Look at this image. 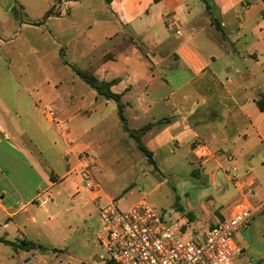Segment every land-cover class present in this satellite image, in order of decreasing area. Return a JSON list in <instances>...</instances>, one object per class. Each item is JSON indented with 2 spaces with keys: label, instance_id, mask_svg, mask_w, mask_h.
<instances>
[{
  "label": "crops",
  "instance_id": "crops-1",
  "mask_svg": "<svg viewBox=\"0 0 264 264\" xmlns=\"http://www.w3.org/2000/svg\"><path fill=\"white\" fill-rule=\"evenodd\" d=\"M210 3L209 12L201 0H103L99 7L92 0H54L45 25L54 45L48 56H56L62 69L53 71L52 59L50 69L54 75L65 69L76 76L80 70L112 82L130 129L155 124L142 140L153 137L144 144L156 166L162 153H181V160L190 156L200 164L194 176L173 188L181 210L172 209L187 221L186 235H203L239 204L251 208L249 224L236 234L243 252L234 264H264V110L258 106L264 101V0ZM1 6L12 15L10 0ZM13 22L20 29L36 26L14 17ZM61 84L57 80L52 87ZM19 87L28 100L17 94L5 97L0 90V264H34L41 261V252L64 253L66 248L54 243L69 239L81 222L89 223V203L100 210L103 196L78 192L70 173L79 155L90 153L81 142L84 135L98 133L110 112L119 118L113 100L95 93V103L106 109L98 111L71 92L59 111L51 107L52 121L45 114L50 105H41L43 92L31 98L29 85ZM94 112L100 114L95 124L82 121ZM133 121L143 122L131 128ZM200 146L210 153L204 160L197 154ZM104 197L112 201L105 192ZM2 239L27 240L46 249L14 250Z\"/></svg>",
  "mask_w": 264,
  "mask_h": 264
},
{
  "label": "rangeland",
  "instance_id": "rangeland-1",
  "mask_svg": "<svg viewBox=\"0 0 264 264\" xmlns=\"http://www.w3.org/2000/svg\"><path fill=\"white\" fill-rule=\"evenodd\" d=\"M4 1L6 0H0V38L3 40L0 47V83L3 84V88L0 90L2 94L5 97H14L17 94L19 98L28 100V93L19 87V83H21V85H29L28 92L31 98H36V92H43L39 96L43 100L41 104L43 107L49 104L50 108L59 111L62 108L65 94L73 92L72 95L76 99H81L80 102L82 101L83 105L86 103L87 108L91 107L98 111L103 109L106 112L104 105L95 103L96 92L75 74L63 69L62 72L54 75L50 69L51 59L54 63L53 71L62 69L57 64L56 56L53 58L48 56L54 51V45L52 40L46 36L45 25L49 23L46 15L49 11L48 7L54 0H10L14 4L12 15L15 20L36 24L35 27H24L23 29H20V24L13 22L12 15L7 16L4 13L1 6ZM101 1L103 0H92V4L99 7L98 4ZM56 2H63V0H56ZM50 11L54 12V8H51ZM82 14L83 12L76 19H81ZM73 20L74 17L69 19V21ZM68 32L69 29H66L65 33ZM5 62L9 63L6 67L4 66ZM57 80L62 84L58 89H53L52 85ZM5 84L9 85L8 89ZM33 86H35L34 89H32ZM53 93L54 96H52ZM95 115L94 112L90 119L82 118V121L95 124V119L99 118L100 114ZM39 117L45 125L48 124L43 116ZM106 118L103 128L99 127L98 133L93 130L87 135L83 134L84 137L81 139V142L88 144L89 152L93 154H90V164L82 165L88 169L87 171L90 172L94 182L98 185L95 189L99 198L103 196L102 205L108 203L105 201V192L112 201L116 202L121 211L144 201L159 215L173 213L172 208L175 207L174 186L189 175L194 176V173L199 170L200 164L193 163L190 156L188 161L181 160L179 158L181 153L175 155L162 153L158 155L157 167L139 149L137 142L122 130V123L117 118L116 112L113 114L110 112ZM83 122L78 121L81 124ZM142 122L133 121L129 123V126L138 128ZM81 129H84V125L81 126ZM155 133L158 134L159 130L154 129L153 134ZM152 140L153 137L150 135L144 138L146 145L150 144ZM82 158L83 156L79 155L78 163L73 168L75 172L72 173V177L76 181L78 192L87 193L85 189H82L78 177ZM89 206L92 209L91 216L87 218L90 219L89 223L81 222L78 229L70 231L72 234L70 233L69 239H66L65 242L59 240L54 243L55 247H65L64 253L53 256L41 252L43 256L41 261L37 259L34 264H97L102 261V257L107 254L99 237V233L102 231V224L99 220L100 210L97 203H89ZM84 216L86 217V215ZM87 224H90V227H87ZM40 239L43 244H50V246L53 244V241H47L44 237Z\"/></svg>",
  "mask_w": 264,
  "mask_h": 264
},
{
  "label": "built area",
  "instance_id": "built-area-1",
  "mask_svg": "<svg viewBox=\"0 0 264 264\" xmlns=\"http://www.w3.org/2000/svg\"><path fill=\"white\" fill-rule=\"evenodd\" d=\"M45 114L53 121L52 109L47 108ZM197 154L202 160L210 156L204 146L197 148ZM81 155L78 177L82 189L98 197L95 189L98 185L82 165L90 164V153L85 151ZM173 211L159 215L144 201L125 211L119 210L115 201L102 206L100 242L107 254L102 260L112 264H234L235 258L243 252L236 234L252 218L253 211L248 206L237 205L230 217L203 235H186L187 221Z\"/></svg>",
  "mask_w": 264,
  "mask_h": 264
},
{
  "label": "trees",
  "instance_id": "trees-1",
  "mask_svg": "<svg viewBox=\"0 0 264 264\" xmlns=\"http://www.w3.org/2000/svg\"><path fill=\"white\" fill-rule=\"evenodd\" d=\"M107 3H110L112 0H105ZM205 6L206 9L210 12L211 11V0H201ZM211 14V13H210ZM51 15V11H48L46 17H49ZM216 26L219 28L220 25L216 22ZM76 74L78 77H80L87 85H89L94 91H96L98 96H101L105 98L106 100H113L117 104V113L120 122L123 125V130L128 133V135L134 139L137 144L139 149L146 155L148 160L151 163H154L153 158H152V153L147 149L145 146L142 136L150 129L152 128L155 124L151 123L148 125L143 126L140 129H130L128 127L127 119L124 113V105L121 102V95L115 94L111 91V86L112 82H105V81H100L98 80L94 75L88 73V72H83L80 70H75ZM258 106L261 110H264V101L260 100L258 102ZM175 206L179 210H181V205L179 202L176 200L175 201ZM6 244L10 245L14 250H25V251H32L36 249L44 250L46 249L43 245H37L36 243L27 241V240H21V241H6L3 240ZM110 264H112L110 262Z\"/></svg>",
  "mask_w": 264,
  "mask_h": 264
}]
</instances>
